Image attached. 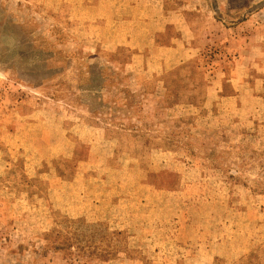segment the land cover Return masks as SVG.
<instances>
[{
    "label": "rangeland",
    "instance_id": "obj_1",
    "mask_svg": "<svg viewBox=\"0 0 264 264\" xmlns=\"http://www.w3.org/2000/svg\"><path fill=\"white\" fill-rule=\"evenodd\" d=\"M0 264H264V0H0Z\"/></svg>",
    "mask_w": 264,
    "mask_h": 264
}]
</instances>
